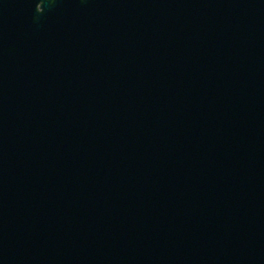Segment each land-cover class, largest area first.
<instances>
[{
	"label": "water",
	"instance_id": "water-1",
	"mask_svg": "<svg viewBox=\"0 0 264 264\" xmlns=\"http://www.w3.org/2000/svg\"><path fill=\"white\" fill-rule=\"evenodd\" d=\"M0 264H264V0H0Z\"/></svg>",
	"mask_w": 264,
	"mask_h": 264
}]
</instances>
